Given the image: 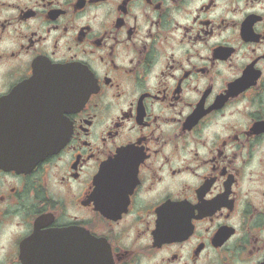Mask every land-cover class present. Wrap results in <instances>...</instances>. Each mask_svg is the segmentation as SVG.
I'll return each instance as SVG.
<instances>
[{"label": "flooded vegetation", "instance_id": "flooded-vegetation-1", "mask_svg": "<svg viewBox=\"0 0 264 264\" xmlns=\"http://www.w3.org/2000/svg\"><path fill=\"white\" fill-rule=\"evenodd\" d=\"M0 116V264H264V0H0Z\"/></svg>", "mask_w": 264, "mask_h": 264}, {"label": "water", "instance_id": "water-1", "mask_svg": "<svg viewBox=\"0 0 264 264\" xmlns=\"http://www.w3.org/2000/svg\"><path fill=\"white\" fill-rule=\"evenodd\" d=\"M7 137H10V135L6 134L5 126L3 124V120H2V118L0 116V163H6V162H9V161L14 162V159L6 160V158L4 156V154L12 152L10 146H8V148H6V146H5V140H6ZM16 153H18V150H17Z\"/></svg>", "mask_w": 264, "mask_h": 264}]
</instances>
